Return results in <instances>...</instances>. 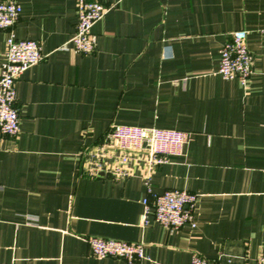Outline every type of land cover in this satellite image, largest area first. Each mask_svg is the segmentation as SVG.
I'll list each match as a JSON object with an SVG mask.
<instances>
[{
	"label": "crops",
	"instance_id": "0c3cea01",
	"mask_svg": "<svg viewBox=\"0 0 264 264\" xmlns=\"http://www.w3.org/2000/svg\"><path fill=\"white\" fill-rule=\"evenodd\" d=\"M0 28L38 41L42 58L15 79L19 132L0 131V264H257L264 247V0H99L91 53L64 48L76 0H15ZM246 29L245 84L217 72L220 48ZM113 123L188 133L180 155L127 175L91 173L87 149ZM110 161V159H107ZM149 179L151 191L145 182ZM197 193L195 226L140 225L144 196ZM141 242L143 256L97 257L86 237Z\"/></svg>",
	"mask_w": 264,
	"mask_h": 264
},
{
	"label": "built area",
	"instance_id": "2783aa9c",
	"mask_svg": "<svg viewBox=\"0 0 264 264\" xmlns=\"http://www.w3.org/2000/svg\"><path fill=\"white\" fill-rule=\"evenodd\" d=\"M106 10L99 0H76L75 30L64 44L75 52L91 53L96 44L92 25ZM21 6L15 0H0V28H10L17 20ZM246 29H235L222 44L217 72L226 79L236 78L245 84L252 71L253 55L246 43ZM38 41L30 37H16L12 30L6 38V50L0 65V131L9 135L19 132L20 115L15 104L16 77L27 67L42 58ZM188 133L174 128L113 123L103 137L87 149L92 163L91 173L113 171L127 175V160L139 154L145 164L153 168L180 155ZM107 159H110L108 161ZM148 193L152 192L149 179H145ZM142 199L143 207L139 224L147 225L152 216L169 227H179L188 222L195 226L193 209L197 193L185 188H167ZM91 253L97 257L116 256L128 261L143 256L141 242L114 237L88 235L86 237ZM186 264H213L199 253H192ZM257 264H264V247L257 258Z\"/></svg>",
	"mask_w": 264,
	"mask_h": 264
}]
</instances>
